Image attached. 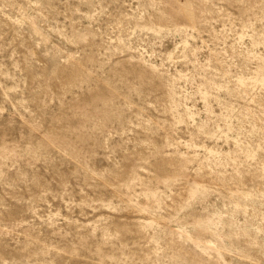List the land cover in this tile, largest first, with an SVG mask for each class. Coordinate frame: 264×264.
<instances>
[{"label": "rangeland", "instance_id": "374dc122", "mask_svg": "<svg viewBox=\"0 0 264 264\" xmlns=\"http://www.w3.org/2000/svg\"><path fill=\"white\" fill-rule=\"evenodd\" d=\"M0 264H264V0H0Z\"/></svg>", "mask_w": 264, "mask_h": 264}]
</instances>
